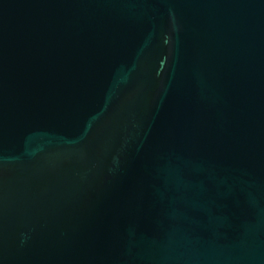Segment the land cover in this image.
Wrapping results in <instances>:
<instances>
[{"label":"water","instance_id":"1","mask_svg":"<svg viewBox=\"0 0 264 264\" xmlns=\"http://www.w3.org/2000/svg\"><path fill=\"white\" fill-rule=\"evenodd\" d=\"M0 264H264V0H0Z\"/></svg>","mask_w":264,"mask_h":264}]
</instances>
